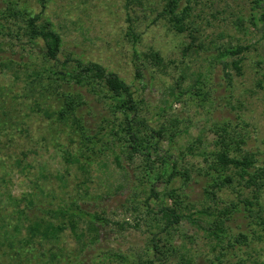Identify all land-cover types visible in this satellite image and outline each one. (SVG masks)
Returning a JSON list of instances; mask_svg holds the SVG:
<instances>
[{"label": "rangeland", "instance_id": "rangeland-1", "mask_svg": "<svg viewBox=\"0 0 264 264\" xmlns=\"http://www.w3.org/2000/svg\"><path fill=\"white\" fill-rule=\"evenodd\" d=\"M9 2L32 15L41 12L52 24L62 37L60 60L70 55L97 62L130 85L147 133L177 121V135L171 144L162 140L160 149L171 156L169 163L176 161L180 171L188 170L190 180L178 175L169 182L152 178L157 197L152 196L144 173L154 175L160 162L155 155L151 164L139 155L128 159L122 134L115 135L118 118L103 95L58 81L55 91L39 98L51 112L62 103L53 93L56 87L59 92H80L87 104L78 113L91 140L68 124L31 111V100L20 94L22 82L39 72L46 83L45 71L53 61L44 58L41 40L32 43L18 28L24 23L1 16ZM44 5L41 9L36 0H0V264H139L155 255L154 236L167 250L158 264H264V187L247 186L233 168L220 176H230V183L212 187L218 174L208 167L211 159L187 152L195 145L208 154L215 148L216 130L225 127L232 137L244 138L242 153L262 160L264 0L260 5L253 0H181L180 9L189 7L182 33L158 16L162 0H45ZM129 25L137 39L127 36ZM238 45L248 48L236 56L218 55ZM152 49L161 54L163 67L143 57ZM238 57L235 69L232 61ZM136 65L142 69L140 77ZM75 158L93 161L85 181ZM169 189L181 195L182 213L189 216L166 228L158 209L173 206ZM73 203L109 220L96 243L78 245L67 229L52 261L46 251L21 246L22 228L15 231V222L45 217L43 210ZM220 220L222 228L216 233L221 240L213 231Z\"/></svg>", "mask_w": 264, "mask_h": 264}, {"label": "trees", "instance_id": "trees-1", "mask_svg": "<svg viewBox=\"0 0 264 264\" xmlns=\"http://www.w3.org/2000/svg\"><path fill=\"white\" fill-rule=\"evenodd\" d=\"M36 1L40 3L41 9L45 7V0ZM162 1L163 5L158 16L175 32H184L186 30L189 7L186 6L180 9L181 0ZM190 1L188 0V2ZM262 1L253 0V3L260 5ZM1 16L6 20L14 19L16 22L24 23V25H18V28L23 30L24 35L32 43L41 40L43 43L44 58L48 61H53V66H48L45 71L49 74L46 75V83H42L41 77L43 75H40L39 72H33V75L27 76L29 78L27 81L22 82L23 85L20 94L24 98L31 100V111L41 113L45 117L54 118L58 122L68 124L71 128L79 130L82 137L86 140H91L88 134H86L88 128L85 121L78 113L82 109L81 106L87 104V101H84L80 92H59L57 90L58 87H56V92L53 93L61 97L60 100L62 103L57 109L51 112L40 103L39 98L45 97L46 92L55 91L54 84L57 83L58 85V81H65L72 86L85 89L87 93L96 97L103 95L109 101L111 113L118 118V131L115 135L122 134L120 140L122 141L124 153L128 159L139 155L144 162H150L151 156L155 155L160 162V167L154 172V175H151L150 171L147 170L144 173L147 177L146 182H150L149 189L152 196L157 197V191L154 189V183L152 184V178H159L161 180L165 178L169 182L178 175L183 177L185 181L190 180L188 170L184 168L180 171L176 161L169 163L168 160L171 156L167 151L161 153L162 151L160 149L162 140L171 144L172 137L177 135L178 131L175 130L177 128V121H171L169 126L162 125L158 129H150L151 132L147 133L144 128L146 125L145 121L139 114V105L133 96L134 93L130 85L115 72L107 70L97 62L83 61L80 58H74L70 55L65 60H60L58 55L62 48V37L53 28L52 24L42 17L41 12L32 15L26 8L17 7L15 3L9 2V5L2 12ZM130 20L131 17H127L129 23ZM260 21L261 35L264 38V15L261 16ZM126 34L131 38L137 39L135 31L130 25L128 26ZM247 48V46L238 45L229 50H224L218 55L220 57L224 55L236 56ZM143 57L157 67L164 66L163 58L156 50H150ZM240 62L241 57L234 59L232 61L233 67L239 69ZM140 64L142 65L143 63ZM136 74L139 77L142 75V69L138 65H136ZM36 83L37 85H35ZM216 133L218 138L214 142L215 148L209 151L208 154H206V151H197L198 148L195 145L187 147L189 154L203 156L205 161L209 158L211 159L208 167L218 174L217 179L213 181L212 187L220 188L230 183V176L224 178L220 176L222 172L233 168L236 174L246 182L247 186H256L258 189L263 188L264 156L259 162L253 153H242L240 144L245 143L244 138L232 137L225 127L217 129ZM68 156V154L67 157L64 156L65 161H67ZM17 160L20 163L19 158ZM114 160L118 168L122 169L119 166L118 156H115ZM74 162L81 172L83 181L87 180L92 174L90 166L93 161L90 158H86L83 161L75 158ZM168 167H170V171H168ZM149 168L152 169L150 165ZM167 195L172 200L173 206H161L158 209L161 213V218L164 220V227L166 228L178 224L183 217L188 215L182 213L181 206L184 207L185 204L176 189H169ZM28 202L33 206L35 205L33 199H29ZM15 205L19 208L18 203H15ZM43 213L46 215L45 217H26L25 220L20 218L19 221L13 224V229L19 232L20 228H22V232L18 237V241L22 247L29 249L36 247L42 252L46 251L50 261L58 257L60 252L58 242L67 229L78 245L94 244L99 239L100 230L109 223V220L102 214L89 213L77 203L64 206L60 204L55 208L43 210ZM122 223L128 224L125 221ZM122 223L119 225L122 226ZM222 224L223 221L220 220L213 226L215 237L219 240H221L222 236L217 234L216 230H220ZM241 237L245 238L244 235H241ZM158 241L159 239H156L155 236L152 237L151 248L154 250L155 255L147 259L144 258L143 261L139 260V264H158V262L164 260V253L167 250L164 251V245H159ZM168 245L171 247L169 242ZM118 256L126 260L125 256L120 254ZM181 264H188V261H182Z\"/></svg>", "mask_w": 264, "mask_h": 264}]
</instances>
